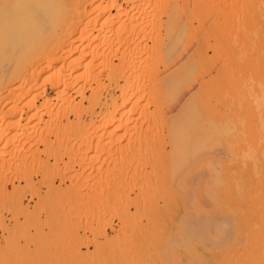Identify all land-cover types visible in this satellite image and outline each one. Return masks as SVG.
Returning a JSON list of instances; mask_svg holds the SVG:
<instances>
[{"label":"rangeland","instance_id":"obj_1","mask_svg":"<svg viewBox=\"0 0 264 264\" xmlns=\"http://www.w3.org/2000/svg\"><path fill=\"white\" fill-rule=\"evenodd\" d=\"M161 1L118 0L122 7L118 12L109 4L110 0H102L104 6L102 3L99 6L106 8L105 13L101 14L100 11L102 12L103 9L94 5L93 13L87 15L83 12L84 8L91 10L93 7L91 8L88 3H79L74 5V8L72 6L68 8L65 16L61 14L51 17L52 19H44V23L46 21L48 25H52L51 29L43 23L47 28H44L46 30L42 39L44 40L42 45H47L46 48L54 50L53 52L49 50L50 54L52 52L56 55L52 56V63L50 57L48 62L40 60L42 64L39 60L32 61L34 64L30 66L34 69H31L33 78L29 74L30 78L24 83L20 80L15 81L17 77L14 78L13 83L7 82L12 84L11 89L9 88L11 94L7 93L9 85L4 84V88H7L4 92L3 86L0 85V89L3 88L0 92V168H3L0 169V264H186L191 253L186 247L182 248L186 242L182 236L184 232H187L191 237L196 232L194 226L193 231H190L188 227L190 222L194 225V221L191 220H194L195 216L192 219L187 215L193 216L192 213L196 215V210L193 211V208L200 207L203 202L199 196H194L193 208L187 207V211L183 206L184 192H187L183 191L181 183L184 164L182 163L181 166L182 158H179L180 154L176 155L173 149L175 147L170 141L172 135L174 137L180 135L181 127L179 128L176 124L180 125L183 118L178 119L176 114L183 117L179 114L182 110L177 109L180 101L184 100L182 95L184 96L185 93L182 92L190 85L196 86L195 84L198 83L197 87L201 85L197 95L199 93L202 97L195 95L198 101L200 98V101L191 103L195 101L193 96V100L190 101V99L187 104V110L191 116L203 114L205 109L208 110L209 104L206 103L208 99L203 97H207L208 93L212 94L215 89H218V86L215 87L219 85L217 81L215 85L213 84L215 89L209 85L214 79L220 78L223 81L222 83L219 80L222 84L219 86L226 88L223 91L225 93L228 92L227 84L233 81L237 69L239 73L237 72L236 76L243 83L246 78L261 71L262 63H251L252 65L248 64V66L241 63L237 66L229 62H224L225 64L216 62V65L208 64L207 67L203 63L204 66H194L192 72L179 62L176 63L177 65L167 64L169 68L163 66L162 62L157 64L152 59L154 51L157 55L161 53L165 55V50L169 49L172 53L173 47L175 51L173 55L175 56L178 51V57H182L194 51L193 49L196 53L197 44L203 43L208 36L210 39L206 40L207 49L204 44L208 56L215 52V48L213 50L210 46L215 41V36L214 46L218 45L220 51H224L221 54L225 53L222 46L226 45L227 48L229 46H227L229 38L225 41V37L224 41L221 40L224 45H221L220 40L218 41L220 45L217 44L220 37L218 38L217 33L211 30L215 28L216 31L218 26L216 19L213 18L218 17L217 7L222 11L225 10L224 5L221 4H224L223 1L220 4L218 3L221 0H218L219 2L217 0ZM242 1L247 7L248 0ZM77 5L78 8H76ZM226 14L227 18L234 17ZM234 15L237 17L236 13ZM262 15L264 12L261 14L262 19L259 23L254 24L255 29L246 34L252 35L253 31L252 36H255L253 40H256V42L253 41L254 46H257V43L264 45V30L261 31V28L264 29ZM242 16H238L237 23L247 22L246 16ZM212 24L215 25L214 28H211ZM130 26H137L134 28L136 31L133 32ZM67 27L70 29L68 30ZM206 29H210L213 34L208 33ZM138 30H140L139 33ZM49 35L54 36V40L53 37L52 39L49 37L47 41ZM206 35L207 37H204ZM211 35H215L214 39H212L213 36L210 37ZM156 38L157 41L160 38L164 39L167 44L161 43L160 47L159 44L153 43ZM203 38L204 40L201 41ZM229 42L233 43V41ZM244 46L236 45L234 52L238 49L243 52L244 50L252 51L254 47L246 45L249 50ZM186 49L189 51L186 52ZM192 53L190 56L195 57L196 54ZM222 65L225 67L222 68ZM37 68L41 70L39 73ZM184 69L188 70V73ZM182 70L185 73L182 72L180 76ZM210 74H215V78L208 82ZM55 75L59 79H61L60 75L62 78L64 76L68 78L64 77V82L67 84L57 82L55 79L58 78ZM54 81L60 85L55 84ZM183 83L184 87H182ZM19 85L21 89L22 86L25 89L28 88L30 93L27 91L28 94H26L24 92L26 90L22 89L21 93L25 95L20 94ZM156 85L160 89L155 87ZM207 86L211 89L208 90ZM153 90L156 91L155 93L161 90L163 94L160 93L162 94L160 95L158 92V96L152 93ZM64 91L66 95L63 94ZM220 93L223 95L222 91ZM19 94L20 97H18ZM226 94L216 99L215 104L218 103L215 105L216 109L217 107L220 109L216 112H221L222 109L227 113L231 112L233 104L229 105L231 102L226 104V100L230 101L231 95L229 96V93L226 96ZM122 95H126L125 99ZM211 97L208 98L212 101L211 103H214ZM159 98L163 99L161 102L163 106L159 104ZM223 98L226 100L223 101ZM241 98L242 104L245 105L242 108L246 112L243 110L245 113L242 115L241 109L238 115H235L237 120L241 119L239 116L248 119L254 111L251 105L245 104V97ZM155 103L159 105V110H156ZM246 107L253 109L250 110L251 114ZM152 113L155 116H151ZM207 113L206 111V117ZM110 114L111 117H109ZM205 120H201L203 124ZM170 121L174 122L172 128L168 127L171 124ZM3 134H5L4 137ZM12 134L14 136L11 140ZM147 140L152 142L149 143ZM137 141H140V147ZM217 165H219L218 162ZM200 173L198 177L202 174ZM222 207L218 209L221 212ZM204 208L209 207H202ZM226 208L225 205L223 209ZM186 211L191 213L186 214ZM220 211L215 215L224 214ZM235 218L232 216L225 218V220L228 219L225 224L228 223L230 227L225 225L226 227H223L225 232L219 231L222 237L219 234L218 238L222 239L227 235L225 240H231H226L227 242L240 240L241 242L237 241V246L246 240L244 238L247 237V228L244 227L245 231H243V223L239 220L236 223ZM231 225L239 227L238 231L231 229ZM229 230L230 233H228ZM194 235L190 240V243L195 245L194 250L199 252L202 250V254H207L202 244L197 240L195 242L197 236ZM231 237L236 239L233 240ZM182 253L186 256V260Z\"/></svg>","mask_w":264,"mask_h":264},{"label":"bare ground","instance_id":"obj_2","mask_svg":"<svg viewBox=\"0 0 264 264\" xmlns=\"http://www.w3.org/2000/svg\"><path fill=\"white\" fill-rule=\"evenodd\" d=\"M101 1L102 0H0V85H2L4 88L5 87L4 84L5 83L7 84V82L11 83L15 77H17V79H15V81L20 80L21 82L24 83L26 81V79L30 78V76L33 78V76H32L33 72H31V71L34 69H32L31 66L34 63L32 64V61L35 62V60H39V61L40 60H43V61L47 60L46 62H48L49 57H50V61L53 59L52 56L54 55V53H52V52L54 50L53 49L51 50L50 48L49 49L46 48L47 45L46 46L44 44L42 45V42L44 41V40H42L43 39V33L45 32L44 30H46L44 28H47L50 26V25H48L49 23H46V21H45V23L43 22L44 19H48V18L52 19L51 17L57 16V15L59 16L61 14H64V16H65V13H67V11L69 10L68 8H71V6L73 7L74 5L79 4V3H88V4H90L91 8L94 5L99 6V5L103 4V6H104V3H102ZM222 1L224 2V4L221 3ZM240 1H242V0H221L220 2L218 1L219 2L218 4L221 3L222 5H224L225 10L222 11V9L220 7H219L220 9H218V7H217V9L219 11L217 9H216V11H217V13L219 12L220 14L218 13V17L217 16L213 17L216 19L218 26L216 27V31L214 28L215 27L214 24H212L213 26L211 27L214 29H211V28L210 29L212 30V32L217 33L218 38L220 37L217 40V44L220 45V43H218V41L219 40L224 41V37H225V41H226V38L230 39V40L228 39V42H227V46L229 45L228 48L226 47V45L222 46V49H225V53L221 54L224 51H220V49L217 47L218 45L214 46V44H216V36H215L216 34L214 35L215 39H214L213 35L210 36L211 38L213 36L212 39L215 40L213 42V44L210 45L213 50L215 48V50H214L215 52H213L214 54L211 56L207 55V52H206L207 50L205 51V49H207L206 44H208L206 40H208L207 38H209V36L207 37V35L204 36V37H207L206 40H204V38L201 40V41L204 40L203 43L197 44L196 53L194 52L195 49H193L194 51H192V52L196 54V55H194L195 57H193L192 55L190 56V54L192 52L191 53L189 52L190 53V54L188 53L189 55L186 53L189 51L188 49H186V52L184 50L186 55H183L182 57H178L179 53H177L178 51L176 49L177 52H176V55L174 56L173 53H175V51H173V47H172V53H170L171 51L169 49L165 50V52H164L165 55H163L162 53L157 55L156 51H154L156 54L152 53L153 54L152 59H154V61L156 63L162 62L161 64H163V66H165L166 68H169V67H167V64L169 65V63H171V64L175 63V65H177L176 63L179 62L180 64L184 65L186 67V69H190L189 72H192V70L195 68L194 66H197V65L201 66V65H203V63L205 64L206 67L208 66V64L209 65L210 64L216 65V62H222V64H225L224 62H229L231 64L232 63L237 64V66L241 63L247 64L246 66H248V64L252 65L251 63L254 64L256 62L262 63L261 71L258 74H256L257 73L256 72L255 73L256 75L252 73L253 76L246 78L245 82H243V83H241V80H239V78L236 76L237 72L239 73V71L237 69V72L235 73L233 81L228 80V82L230 81V83L227 84L228 85L227 86L228 92H225V93H223V91L226 88L224 89L223 87H221L222 84L220 83V82L223 83V81H221L220 78L217 80L214 79L215 74H212V75L210 74L211 76L209 77V79L207 81L211 82L210 79L215 80V81L213 80L214 83H212L213 82L212 81L211 84H209L211 86V88H214L216 81H217V84H219V85L221 84V86L215 85V87L218 86V89H217L218 91L214 88L215 90L212 93L213 95L211 93H208V95L210 94L209 96L207 95V97H203V98L208 99L207 101H206V99H204V100L206 101L207 104L209 103L207 106L208 110L205 109L208 112L207 117L205 115V113H206L205 110L203 111V114H200V115L197 114V115H193V116L189 115L188 110H187V106H188L187 104H189L188 102L195 99V101L193 100L191 103H193V102L196 103V101H198V98L196 96L202 97V95L201 94L199 95V93L197 95L198 89L201 87V85L199 87H197V85L199 83L198 84L192 83V84H195L196 86L190 85V87L188 89L185 87L187 89V91L184 88V92H182L183 94L185 93L186 95L185 94H184V96L182 95L184 100L182 102L180 101L181 104L179 103L180 106L177 109H178V111H181V110L183 111V112L181 111L179 113L180 115L182 114L183 117L182 116L179 117V115L176 114L178 116V119L183 118V121L182 120L180 121L181 122L180 125L176 124V125H178L179 128L181 127L180 128L181 130L179 129L180 135L177 137H174V135H172L170 138V141L172 142V146L175 147L173 149L175 150L176 155L178 153V154H180L179 158H182V162H180L181 166H182V163L184 164V166H183L184 168H182V173L184 172V175H183L181 183L183 185L182 186L183 191H187V192L186 193L184 192L185 198L183 197L184 198L183 206L186 207L187 211H188L187 207L193 208L194 204H193L192 199H194V196H199L201 201L203 202V205L200 204V207L193 208L194 209L193 211L196 210L195 211L196 215H194V213H192L193 216H190L191 214L187 215V217H191L192 219L195 216L194 220H191V221H194V223H193L194 225L190 224L192 222H190V223L186 222V224L187 223L189 224V225L188 224L187 225H188V227H190V231L191 230L193 231L192 227L194 226V228L196 230V232H194V234L195 233L198 234V235L192 234L194 236H197V238L195 237V242L199 241V243H201L202 246L204 247V248L203 247L202 248L205 249V251L208 254L207 255L204 252H203L204 254H202L201 253L202 250L200 252L197 250H194L193 247L195 245H192L193 243L192 244L190 243V240H192L193 236L191 235V237H190L187 232L182 231V233L183 232L185 233L184 234L185 237L182 236V238L186 241L185 242L184 240H182L185 242V246L183 245V242H182V245H183L182 248L186 247L190 251L189 253H191V255H189L188 260L186 261V264H264V85H263L264 84V71H262V69L264 70V47H263L264 45L262 46V43L260 45H258L259 43H257V46L256 45L254 46L253 41L256 42V40H253V37H255V36H252L253 31H252V35L251 34L248 36L246 35L248 31L250 33V30L255 29L254 28L255 25L257 23H259L260 19H262L261 14L264 12V8L262 7V5L264 4V0H250V1L245 0L246 2H248L247 7H245V5H244L245 2L243 4V1L242 2H240ZM130 3H131V1H130ZM109 4L112 7H115L118 12L122 8V7H120V3H118V0H110ZM85 6H87V5H85ZM105 6H107V3H105ZM240 6H241V8H240ZM99 7H97V8L99 9ZM76 8H78V5ZM261 8H263V10ZM94 9H95L94 7L91 10H88V8H84L83 12H85V15H87L88 13H93ZM101 9H103V11H104V9H106V8L104 7ZM73 10L74 9H72V11ZM80 11H82V10L80 9ZM95 11H97V10H95ZM103 11L102 12L100 11V13L101 14L105 13V11L104 12ZM70 12H71V9H70ZM74 12H76V11L74 10ZM226 12H227V14L232 15L234 17H235L234 13H236L237 17L234 18V17L230 16L232 18H229V17L227 18L225 16ZM153 15L155 16V14H153ZM239 15H241V17H243L242 15H244V17L246 16L247 22L244 23V21H243V23H242L244 25H242L241 23L240 24L237 23V21H238L237 19H238ZM262 16H264V15H262ZM43 23L47 24V27L46 26L44 27ZM147 23L148 22H146V24ZM62 24H63V22H62ZM74 24H75V22H74ZM146 24H144V26ZM159 25H160V23H159ZM51 26L49 28H51ZM137 26H134V27L130 26V27H132L133 32L136 31V29H134V28H136ZM142 26H143V24H142ZM142 26H140V27H142ZM156 26H158V25H156ZM70 27H72V26H70ZM76 27H78V25ZM165 27H167V26H165ZM258 27H259V24H258ZM67 29L69 30L70 28L67 27ZM121 29H122V27H121ZM125 29L128 30L127 28H125ZM141 29L143 31V28H141ZM210 29H206V30H208L209 31L208 33L211 34L212 32H210ZM129 30H131V29H129ZM164 30L166 33V29H164ZM263 30L264 29L261 28V31H263ZM254 31L256 33V30H254ZM137 32L139 33L140 30H138ZM257 32H259V31H257ZM65 33H67V31H65ZM242 33H244V34H242ZM60 34H61V32H60ZM158 34H159V32H158ZM210 34H208V35H210ZM56 35H57V33H56ZM163 35H165V34H163ZM244 35H246V36H244ZM165 36H168V35H165ZM257 36H260V35H257ZM262 36H263V34H262ZM49 37H50V35L47 36V38H48L47 41H49ZM52 37L54 40V36H52ZM52 37H50V38L52 39ZM140 37H141V35H140ZM222 37H223V39H221ZM123 38H125V37H123ZM157 38H156V41H157ZM156 41H154V42L152 41V42L159 44L160 47H161V43H164V45L167 44V43L165 44V42H164L165 40L164 39L162 40L161 38L157 42ZM205 41H206V43H204ZM229 41H233V43L231 42V44H230ZM257 41H259V39ZM167 42H168V40H167ZM46 44H47V42H46ZM204 44L206 45V47L204 46ZM242 44L245 45L244 46L245 48L248 47V46L246 47V45H250L251 48L253 46L254 47H253L252 51H248V50L245 51L244 50V52H246L245 54L243 51H241L239 49H238V51L234 52V47L236 45L242 46ZM164 45H163V47H167ZM221 45H224V42H222ZM169 46H170V44H169ZM86 47H87V45H86ZM204 47H205V49H204ZM244 47H242V48H244ZM226 48L228 50H226ZM162 49H164V48H162ZM247 49H249V48H247ZM49 50L52 51L51 54H50ZM159 50H161V49H159ZM124 51H126V50H124ZM151 52H152V50H151ZM54 56H56V55H54ZM75 60L78 61V59H74V61ZM39 61H37V62H39ZM37 62L35 64H37ZM51 63H52V61H51ZM41 64H42V62H41ZM51 65L52 64H50V66ZM182 65H181V67H182ZM224 67L222 65V68H224ZM39 68H37V69H39ZM245 69H247V68H245ZM184 70H182L180 72V76L182 75L181 73L184 72ZM240 70H241V68H240ZM37 71L39 73L41 70L39 69ZM186 72L188 73V70ZM226 72H228V71H226ZM219 73H221V72H219ZM222 73H224V72H222ZM29 74H30V76H29ZM35 74H34V77H35ZM42 74H43V72H42ZM51 74H53V73H51ZM208 74H209V72H208ZM238 75L240 76V74H238ZM56 77L58 78V76H56ZM64 77L62 78L60 75L61 79L58 78L55 80H57V82L61 81L65 85L67 83L64 82ZM31 79H29V81ZM65 79H68V78L65 77ZM94 79H96V78L94 77ZM183 80L185 81L184 78H183ZM219 80H220V82H219ZM176 81H177V79H176ZM207 81H205V83ZM55 82L56 81H54V83ZM57 82L55 84L60 85V83H57ZM9 83L7 84V85H9L8 89L12 85V84L10 85ZM185 84H186V82H185ZM34 85H35V83H34ZM165 85H166V83H165ZM210 86H207V88H209ZM155 87H158V86L156 85ZM161 87H163V86H161ZM182 87H184V83H183ZM3 88H1V89H3ZM158 88L160 89V87H158ZM211 88H209L208 90H210ZM221 88H223V90H220ZM6 89L7 88H4L3 92H4V90L6 91ZM17 89H19V88H17ZM22 89H25V88H23V86H22ZM22 89L20 86V94H22L21 93V91H23ZM27 89H25L26 91H24V92H26V94H28L27 91L30 93V91ZM31 89H34V88H31ZM9 90L7 91V93L10 92V94H11V90L10 91ZM161 90L157 91V93L158 92H159V94L162 93ZM163 90H165L164 87H163ZM167 90H169V88ZM58 91H57V93L59 94ZM78 91L80 92L79 89H78ZM153 91H152V93L156 92L155 90H153ZM215 91H217L218 93ZM221 91H222L223 95L226 93H228V94L230 93L229 96L231 95L229 97L230 101L223 98V101H225V100L227 101L226 104H228V102L229 103L231 102L229 105L233 104L232 105L233 108H232L230 113H227L223 109L221 112H216V110L219 109V107H217V109H216L215 105H217L218 103L215 104V102H216L217 98L221 97V95H222L220 93ZM0 92H2V90ZM157 93H155V94L159 96V94H157ZM200 93H202V92L200 91ZM216 93H217V98L215 99ZM12 94H13V92H12ZM20 94L18 97H20ZM63 94L66 95L65 91ZM63 94L60 93V95H63ZM162 94H160V95H162ZM228 94H226V96ZM22 95H25V94H22ZM156 95H155V97H156ZM211 95L213 97H211ZM80 96H83V95H80ZM124 96H126V95H122V97L125 99ZM193 96H195V97H193ZM218 96H220V97H218ZM155 97H153L154 98L153 101H155ZM192 97H193V99H192ZM208 97L213 98L212 100L214 103H211L212 101ZM241 97H243V98L245 97V104L251 105V107L254 109V111L251 114L250 110L252 108L249 109L248 107H246L249 110L248 112H250L251 116L249 115L250 117L248 119H243L241 116H239L241 119L237 120L235 118L237 116H235V115L236 114L238 115V113L240 112L241 109H242V111H241L242 115H243V113L246 112V110L244 108H242L245 105L242 104L243 101L241 102V100H242ZM160 98H161V96H160ZM160 98H159V101H160L159 104H161V102L163 100ZM162 98H163V96H162ZM199 101H200V98H199ZM156 102H158V100ZM124 103H126V102H124ZM223 104H224V102L222 103V106H223ZM135 105H136V103H135ZM229 105H227V106H229ZM114 106L116 108V105H114ZM155 107L157 108L156 110H159L158 104H156ZM18 109H19V107H18ZM243 110H245V112H243ZM12 111H14V110H12ZM219 111H220V109H219ZM176 112H177V110H176ZM224 112H226V113H224ZM246 114H248V113H246ZM122 115H121V118H122ZM125 115H127V114H125ZM176 115H174V116H176ZM111 116L112 115L110 114L109 117H111ZM151 116H155V115L153 114ZM159 116H161V114ZM177 116L175 118H177ZM112 118H114V117H112ZM112 118H110V119H112ZM160 118H162V117H160ZM201 120L202 121L205 120L206 122L204 124H206V123L207 124L204 125ZM176 121H178V120H176ZM157 122H158V120H157ZM170 123H169L170 125H168V127L172 128L174 122L172 123L170 121ZM153 125L154 124H152V126ZM149 126H150V124H149ZM155 126L156 125H154V127ZM174 127H175V124H174ZM171 128H170V130H171ZM4 135L5 134H3V137H4ZM13 136H14V134H12V138L10 137L11 140L13 139ZM18 137L20 139L19 135H18ZM22 137H25V135ZM27 138L30 139L29 137H27ZM7 139L9 140V138H7ZM7 139H5V140H7ZM14 140H16V139H14ZM9 142H11V141L9 140ZM26 142H28V141H26ZM150 142H152V141H150ZM2 143H1V145H2ZM5 145H7V143ZM137 145H139V147H140V145H141L140 141L139 142L137 141ZM143 145H146V144H143ZM173 149H171V150H173ZM172 155H174V154H172ZM175 158H177V156ZM217 162L219 163V165H217ZM198 173L201 174L200 177H198L199 176ZM49 184L50 183H48V185ZM51 187H53V186H51ZM234 195L236 196V199L234 198L235 197ZM225 205L227 208L223 209V207L225 208ZM202 207H209V208L208 209L207 208L202 209ZM219 207L220 208L222 207V212L220 210H218ZM187 211H186V214L191 213L190 211L189 212H187ZM219 211L221 213H224L225 215L224 214L223 215L221 214V216L215 215L216 212L219 213ZM228 211L231 213L229 214ZM226 212H228V213L226 214ZM229 216H232L234 218H235V216H237L235 218V221H236V223H238V220H239L240 223H243V225H242L243 231H245L244 227L247 228L246 229L247 230V237L244 238L246 240L241 245L236 246L238 240L236 238H235L236 239L235 240L232 237L231 238L233 240H235L236 242H234L233 240L232 241L234 243L233 242H227L230 239H226L227 241L225 240V237L227 236L226 233L225 234L223 233V235H226L225 237L223 236L224 238H222L224 240H222L221 238H220L221 239L220 240L218 238V235L220 234L219 231L222 232V230H224V232H225V228L223 229V227H226V226L230 227V225H228V223L225 224V221L228 220V219L225 220V218H228ZM187 220L190 221L188 218H187ZM184 222L185 221L183 220V223ZM236 223L234 225H236ZM187 225H186V227H187ZM231 226H232L231 229L233 228L234 231L235 230L238 231L239 227L236 226L237 227V229H236V227H233V225H231ZM186 227H185V229H186ZM227 230H228V228H227ZM240 230H241V228H240ZM242 230H241V232H242ZM233 232H231V233H233ZM189 233H191V232H189ZM228 233H230V230ZM242 235H244V233ZM220 236L222 237L221 234H220ZM243 237H242V242H243ZM239 238L241 239L240 235H239ZM238 242H241V241L239 240ZM198 250H199V248H198ZM192 251H193V253H192ZM185 260H186V256H185Z\"/></svg>","mask_w":264,"mask_h":264}]
</instances>
